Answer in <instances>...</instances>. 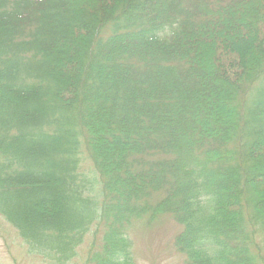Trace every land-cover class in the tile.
Segmentation results:
<instances>
[{
	"label": "trees",
	"instance_id": "obj_1",
	"mask_svg": "<svg viewBox=\"0 0 264 264\" xmlns=\"http://www.w3.org/2000/svg\"><path fill=\"white\" fill-rule=\"evenodd\" d=\"M262 187L264 0H0V213L43 259L102 227L135 264L150 211L181 264H264Z\"/></svg>",
	"mask_w": 264,
	"mask_h": 264
},
{
	"label": "rangeland",
	"instance_id": "obj_2",
	"mask_svg": "<svg viewBox=\"0 0 264 264\" xmlns=\"http://www.w3.org/2000/svg\"><path fill=\"white\" fill-rule=\"evenodd\" d=\"M72 51L69 50L71 57L67 60V64L74 62ZM240 71L243 72V70ZM82 168L88 174H93L90 171L91 166L88 160L82 162ZM260 191L264 194V187ZM146 210L145 208L143 211ZM182 228L183 225L167 213L154 216L148 211L143 218L134 220L129 228V236L133 242L135 264H181L184 258L176 250L174 240ZM101 229L103 228L101 227L97 232L94 228L86 236L85 241L79 247L77 256L67 264H90L89 252L100 244L103 236ZM0 264L55 263L46 261L40 254L32 251L19 231L0 213Z\"/></svg>",
	"mask_w": 264,
	"mask_h": 264
}]
</instances>
